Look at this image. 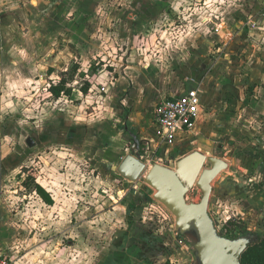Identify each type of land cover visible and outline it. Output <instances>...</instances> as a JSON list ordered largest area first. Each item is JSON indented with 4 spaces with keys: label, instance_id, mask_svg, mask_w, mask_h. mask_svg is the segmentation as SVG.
<instances>
[{
    "label": "rangeland",
    "instance_id": "rangeland-1",
    "mask_svg": "<svg viewBox=\"0 0 264 264\" xmlns=\"http://www.w3.org/2000/svg\"><path fill=\"white\" fill-rule=\"evenodd\" d=\"M107 1L115 11L110 19L99 15L89 31L97 40L91 60L81 59L58 29L47 28L44 0L6 2L0 23V229L28 223L33 212L41 218L47 208L60 221L65 198L73 197L74 219L96 216L94 233H148L146 244L160 249L159 264H197L194 240L179 238L175 217L153 197L155 190L118 171L131 152V131L142 141L148 167H174L193 151L226 161L209 201L218 231L264 236V214L244 220L240 202L225 198L221 188L238 155L264 165V0H146L153 3L135 10L134 0ZM62 76L73 92L55 98L49 88ZM191 89L202 101L194 127L174 144L161 142L156 104ZM37 182L51 187L54 207L37 194ZM135 188L139 194L131 196ZM201 197L197 185L187 195L189 202ZM24 231L0 232V253L13 255L15 264H33L30 248L39 251L40 238L32 246Z\"/></svg>",
    "mask_w": 264,
    "mask_h": 264
},
{
    "label": "crops",
    "instance_id": "crops-1",
    "mask_svg": "<svg viewBox=\"0 0 264 264\" xmlns=\"http://www.w3.org/2000/svg\"><path fill=\"white\" fill-rule=\"evenodd\" d=\"M6 2L7 0H4L2 21ZM132 3L131 10H135L138 9L137 7L145 8V4L151 5L153 2L134 0ZM135 3L137 6H135ZM110 4L107 0H44L43 11L45 15H49L46 18L47 28L58 29L63 34V38H67L68 42H72L71 46L76 49V53L80 51L78 54L81 59L91 60L97 50V45L95 44L97 40L92 41L89 31L94 30L96 28L95 25L98 26L99 15H105V18L110 19L109 14L115 11ZM128 9L129 7H126L125 12ZM68 15H72V18L68 19ZM60 23L63 24L62 28H60ZM99 25H102L103 28L105 27V23L99 22ZM104 88L106 90V87ZM95 90L97 91V89ZM101 90L102 88L99 91ZM180 94L182 93L169 97ZM153 116L156 130L155 109ZM128 121L130 122L131 119H128ZM185 132H180L176 140ZM140 148L141 152H143L144 147L140 146ZM238 156L239 158L234 159L236 165L227 170L229 172L226 174L225 179L222 180L221 188L225 198H230L236 205L240 202L245 213L243 219L249 220L252 212L257 215L259 213L264 214V185L261 187L259 183L264 182V165L263 163V167L258 165L263 162L261 159L257 160L255 164L254 161L256 159H252L251 155L247 157V160H241L242 155ZM39 184L50 193L53 203L47 204L41 199L48 207H54L57 201L52 193L53 190L49 185ZM135 194H139L136 188L130 190L131 196ZM72 198H65L67 206L62 207L63 211L60 213V221H54L50 209L47 208V213L41 215V218L38 217L37 213L33 212V218L29 219L28 223L24 224L17 220L14 225L1 227L0 232L11 233L17 228L21 230L25 227L24 233L31 234L30 237L28 236V240L29 238L30 240L27 242H30L32 246L39 237L40 242L39 244L37 243L39 251L31 247L28 255V258L33 260V264H159V256H155L159 254L160 249H158V252H154L152 251L154 247L152 245L149 247V244H146V241L151 239L148 233H109L110 231L108 233H94L96 232V226L93 221L96 220V216L88 217L82 215L80 219H74L76 213H73V209H70V207L74 206L70 200ZM69 217L70 219H68ZM250 225L252 226V224ZM98 237H103L102 240L105 243H99L100 239ZM170 264L177 263L172 260Z\"/></svg>",
    "mask_w": 264,
    "mask_h": 264
},
{
    "label": "water",
    "instance_id": "water-1",
    "mask_svg": "<svg viewBox=\"0 0 264 264\" xmlns=\"http://www.w3.org/2000/svg\"><path fill=\"white\" fill-rule=\"evenodd\" d=\"M27 143L35 145L31 137ZM130 151L118 166L119 173L133 182L142 179L155 190L153 197L174 215L177 234L194 240L197 264H242L241 255L258 241L259 235L256 232L238 237L222 235L209 212L212 181L229 164L193 151L179 158L174 167L156 162L148 167L137 142ZM207 163L211 167L207 168ZM195 185L202 191V197L198 202H189L187 195Z\"/></svg>",
    "mask_w": 264,
    "mask_h": 264
},
{
    "label": "built area",
    "instance_id": "built-area-1",
    "mask_svg": "<svg viewBox=\"0 0 264 264\" xmlns=\"http://www.w3.org/2000/svg\"><path fill=\"white\" fill-rule=\"evenodd\" d=\"M3 3L4 0H0V22L3 18ZM102 90L105 88L102 87ZM201 104L198 89H191L186 93L162 99L155 108L156 135L160 141L165 144H173L180 132L192 129L200 113ZM223 232L226 231L220 233L227 237L234 234ZM0 264H15L13 256L8 253H0Z\"/></svg>",
    "mask_w": 264,
    "mask_h": 264
},
{
    "label": "trees",
    "instance_id": "trees-1",
    "mask_svg": "<svg viewBox=\"0 0 264 264\" xmlns=\"http://www.w3.org/2000/svg\"><path fill=\"white\" fill-rule=\"evenodd\" d=\"M79 66L74 65L73 67H74V69H78ZM83 88H84V91L87 92L90 88L89 83H87ZM49 90L55 98H59L62 95H68L69 96L73 92V89L71 87L67 86V82L63 76L57 82L52 83L50 85ZM134 142H137L138 145L143 147L142 141L141 140L138 141L137 135H136V140H134ZM35 190H36L37 194L47 204L53 203V199H52L50 193H48L42 185H40L39 183H36ZM227 225H228V223H227ZM227 225H225V227H227ZM223 233H234L233 235H230V236L235 237V235L237 233H252V232L250 230H247V229H244L241 231H233V230L228 229V227H227L226 232H223ZM179 238L181 240L186 239V237H184L182 235H179ZM241 263L242 264H264V236H259L258 241H256L252 245H250L243 252V254L241 255Z\"/></svg>",
    "mask_w": 264,
    "mask_h": 264
},
{
    "label": "flooded vegetation",
    "instance_id": "flooded-vegetation-1",
    "mask_svg": "<svg viewBox=\"0 0 264 264\" xmlns=\"http://www.w3.org/2000/svg\"><path fill=\"white\" fill-rule=\"evenodd\" d=\"M126 131H128V128L126 127ZM128 134L134 139L136 140V136L131 132V131H128ZM249 233H237L235 235V237H238V236H242V235H247ZM231 237V236H230ZM233 237V236H232Z\"/></svg>",
    "mask_w": 264,
    "mask_h": 264
},
{
    "label": "snow or ice",
    "instance_id": "snow-or-ice-1",
    "mask_svg": "<svg viewBox=\"0 0 264 264\" xmlns=\"http://www.w3.org/2000/svg\"><path fill=\"white\" fill-rule=\"evenodd\" d=\"M193 111H195V109H193Z\"/></svg>",
    "mask_w": 264,
    "mask_h": 264
}]
</instances>
